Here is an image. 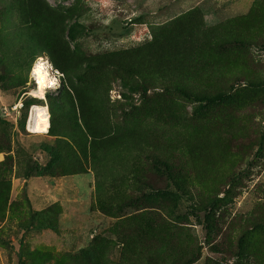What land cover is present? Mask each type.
<instances>
[{"label": "rangeland", "instance_id": "374dc122", "mask_svg": "<svg viewBox=\"0 0 264 264\" xmlns=\"http://www.w3.org/2000/svg\"><path fill=\"white\" fill-rule=\"evenodd\" d=\"M43 1L80 69H56L22 1L0 0V264H264V0ZM174 32L193 35L191 87L211 101L171 77L144 94L129 89L141 78L86 68ZM73 86L98 89L109 133L134 130L138 152L90 159ZM35 105L50 116L37 132Z\"/></svg>", "mask_w": 264, "mask_h": 264}, {"label": "trees", "instance_id": "16d2710c", "mask_svg": "<svg viewBox=\"0 0 264 264\" xmlns=\"http://www.w3.org/2000/svg\"><path fill=\"white\" fill-rule=\"evenodd\" d=\"M21 1L25 17L31 20L35 27L38 26L39 28L31 37L33 42L39 48L52 54L56 69L61 70L62 73L79 70V64L74 63L69 49L64 46L56 34H52L54 28H45L46 21L51 18V11L45 2L43 0ZM53 26L55 25L53 24ZM73 32L72 29L71 35ZM193 39L194 37L190 33L174 32L170 37L163 40L158 39L133 51L90 59L86 63V68L95 69L104 66L119 69L130 76L141 78L143 84L139 82L140 84L136 86H129V89L144 94L148 91L144 83L151 85L153 82L171 77L176 80L174 83L176 85L175 90L184 97L209 102L212 100L209 95L197 92L191 87L192 74L189 62L195 57L190 46ZM61 58L69 61L68 67L62 66V63L58 62ZM97 90L89 91L73 86V91L68 93L67 97L70 108L75 112L79 111L81 115L84 124V132L82 131V133H84L86 153L89 154L90 159L96 161L98 157L103 155L105 162L108 163L112 157V163L117 164L119 163L117 158L123 154L131 153L133 149L138 152L140 143L135 138L138 135L134 130L128 129H117L109 133L105 118L102 116ZM10 184L11 180L8 174L3 175L0 170V207L1 201L8 193ZM86 254L90 253L84 252L83 256ZM95 255V253H91L93 260ZM159 259L161 260L160 256ZM150 260L153 261L154 258L151 256ZM157 261L159 260L157 259ZM174 262H176L175 258Z\"/></svg>", "mask_w": 264, "mask_h": 264}, {"label": "bare ground", "instance_id": "6f19581e", "mask_svg": "<svg viewBox=\"0 0 264 264\" xmlns=\"http://www.w3.org/2000/svg\"><path fill=\"white\" fill-rule=\"evenodd\" d=\"M49 72L50 67H48L45 61H40V63H38L34 69V75L38 81V89L34 92L39 98H43L45 96L46 90L54 88V82L51 79ZM49 117V112L46 107L35 105L31 115L30 129L37 132L46 126L50 127Z\"/></svg>", "mask_w": 264, "mask_h": 264}]
</instances>
